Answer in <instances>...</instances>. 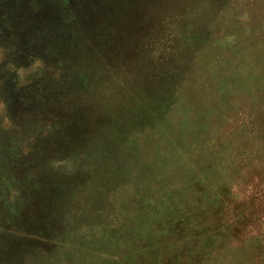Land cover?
Masks as SVG:
<instances>
[{"label": "rangeland", "instance_id": "obj_1", "mask_svg": "<svg viewBox=\"0 0 264 264\" xmlns=\"http://www.w3.org/2000/svg\"><path fill=\"white\" fill-rule=\"evenodd\" d=\"M0 264H264V0H0Z\"/></svg>", "mask_w": 264, "mask_h": 264}, {"label": "crops", "instance_id": "obj_2", "mask_svg": "<svg viewBox=\"0 0 264 264\" xmlns=\"http://www.w3.org/2000/svg\"><path fill=\"white\" fill-rule=\"evenodd\" d=\"M208 1H215V0H208ZM230 1H241V0H230Z\"/></svg>", "mask_w": 264, "mask_h": 264}]
</instances>
